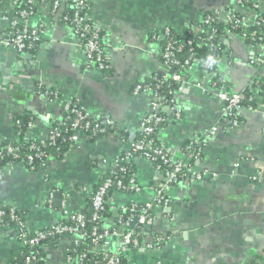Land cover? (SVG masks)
I'll return each instance as SVG.
<instances>
[{"label":"crops","instance_id":"obj_1","mask_svg":"<svg viewBox=\"0 0 264 264\" xmlns=\"http://www.w3.org/2000/svg\"><path fill=\"white\" fill-rule=\"evenodd\" d=\"M19 1L0 0V37L17 20L37 30L41 42L31 53L0 45V142L17 141L16 115L31 121L27 140L45 141L53 124L63 120V101L77 100L87 113L107 116L114 126L94 140L78 132L61 159H48L36 171L0 161V208L22 211L31 234L68 214L88 211L91 193L139 140V125L150 112L153 96L133 94L132 89L168 73L155 36L168 28L178 38L190 39L191 27L207 12H217L223 21L230 12L238 13L247 24L264 17V0H253L258 9L245 7L241 0H91L89 21L102 34L108 58V70L99 71L63 21L72 0H57L60 7L55 12L50 3H36L33 14L23 19L15 13ZM224 47L212 75L194 64L179 76L174 97L181 118L170 115L157 137L165 151L179 159L187 141L217 126V133L205 140L202 158L192 166L211 175L171 187L169 208H152V221L140 224L134 219L143 226L142 241L158 236L167 240L152 249H123L126 264H264V180H253L264 161V41L255 47L232 35ZM216 75L226 91L251 95L255 103L252 110H237V129L229 130L220 118L224 105L217 99V89L209 86ZM43 88L57 91L61 100L48 99ZM130 161L140 191L111 193L103 222L109 231L131 230L118 226L120 214L131 204H153L154 188L162 181L143 158ZM55 191L62 193L61 207L54 204ZM16 237L14 227H0V264H8L20 249ZM70 243V238L62 237L49 245L43 264H63ZM107 250L120 252L121 238L109 236Z\"/></svg>","mask_w":264,"mask_h":264},{"label":"built area","instance_id":"obj_2","mask_svg":"<svg viewBox=\"0 0 264 264\" xmlns=\"http://www.w3.org/2000/svg\"><path fill=\"white\" fill-rule=\"evenodd\" d=\"M244 2H251L253 9H258V4L253 0H241ZM36 3H50L53 12L57 11L60 7V3L57 0H27L29 6H34ZM91 4V0H72V17L69 19L65 17L64 20L69 23L70 27L74 31L75 35L78 38H83L86 34L90 33V39L85 43L80 44L87 54L89 60L92 64L96 65V69L103 71L108 66V58L104 53V49L100 47L98 42V35L96 32H92L89 26V17L88 10ZM87 8L86 13H83ZM33 14L31 8L29 12L22 11L20 16H28ZM233 20L237 25L245 24L247 25V20L245 18L236 20L234 18V13L230 12L227 16L226 21ZM212 21V18L207 16L204 22L207 24ZM259 22H255L258 24ZM17 20L11 22V28L15 25H18ZM91 31V32H90ZM201 32V28L195 29L193 32V37L191 40H196L199 44L200 40L197 37V33ZM169 29L166 28L159 36H155L157 42H165V51L163 52L164 66H177L179 62L174 57V44L175 42L169 41ZM255 35V33H253ZM188 40V44L191 43V40ZM210 36L207 40H211ZM41 41L39 37V32L37 30L29 29L26 26H23L22 32L10 36L5 34L0 37V45L6 49L15 50L18 53H26L27 50H30L33 47V43L36 41ZM262 40V38H261ZM180 48H178L179 50ZM185 60L184 65L187 70L190 69L194 64H198L197 60L192 59ZM208 59L205 62L207 66ZM165 78V76L163 77ZM174 82H178L180 77L174 75L171 77ZM218 82L222 84L221 80L218 79ZM209 86L211 88L217 89V99L224 105L220 114V118L224 122L226 128L229 130L237 129L240 126V118L237 115V110L242 108L241 103L247 99L246 96L228 92L224 89L223 86L217 87V82L210 81ZM176 90H179L178 88ZM176 90H172L171 95L173 99L171 100L172 106H167L166 102L163 101L161 97L149 86H142L140 84L134 85L132 89L133 94L141 93H151L153 96V101L151 103L150 112L142 119L139 125V133L141 134L142 139L137 142L130 149V153L126 154V159L131 160L133 158V153H139L138 157L143 158L148 163H150L154 170L162 177V181L157 184L154 188L156 194V199L153 204L145 205L142 208L138 209L136 204L129 205L130 217L132 220H137V223L146 224L152 221L150 211L154 207L167 210L170 206V199L168 198V192L170 188L180 182V179L183 181H189L191 183L202 180L206 176H210L211 173L206 170H197L190 165L191 160H198L202 155L204 150L205 140L212 138L218 130L217 126L211 127L209 130L205 131L202 135L194 136L191 141L192 144L188 146V150L183 152L182 157L175 159L173 157H167L164 151L158 147H154L152 141L149 139V136L154 132L155 128L163 123L165 119L159 115L163 109L168 108L170 111L171 118L180 119L181 112L176 107L174 93ZM204 91L207 92V88L204 87ZM56 96V94H53ZM252 100V98H249ZM57 100V98H55ZM71 101L65 102L62 106L63 111L72 112L75 114L76 118L73 122V131L74 135L71 137V140L75 141L76 134L78 132H86L87 128H92L94 133H105V128L102 126L103 123L100 122L99 118H95L93 122H89L86 118L91 117L82 107L79 110L76 106L70 104ZM248 110L254 109V107H247ZM167 121V120H166ZM92 124V126H91ZM106 125L113 124L111 120L105 122ZM32 124L28 125L27 131L30 130ZM85 134V133H84ZM61 137V133L57 130H52L48 133L45 142L42 143L43 146H53L57 140ZM24 140L29 143L28 149L31 152L24 161L19 164H23L26 168L31 171H35V160H41L45 157L44 160H41V167L44 166L45 162L50 159L46 154L41 150V147L30 140H27L24 137ZM7 143V142H6ZM192 147V148H190ZM20 154V149L18 147L5 145L0 147V161L3 160L7 155L18 157ZM124 160L121 156L114 162L113 168H120V163ZM121 172H124V168H120ZM213 177L215 175H212ZM254 181L264 180V161L260 164L259 169L257 170L256 175L253 177ZM112 186L119 192L131 193L140 191V186L136 181V178H131L127 184L117 178V176L112 172L107 178H105L91 193L90 195V219L89 221L94 222L96 225L93 227L90 233V251L91 252H100L103 255V260L100 264H123L122 259L123 249L131 250L138 247L144 249H152L155 246L161 245L164 243L167 238L164 236L155 237L152 242H144L142 238L140 239L134 230H124L122 232H117V230H107L104 228L103 222L104 212L108 208V193ZM14 208L10 210H5L0 208V227L5 223V216L7 215L10 221L15 223L16 229V238L20 244L21 248L33 249L35 245L39 244L41 241L45 240L48 235H57L59 239L62 237H68L71 239V245L77 247L82 244L86 238L87 233L83 231V228L87 224L88 220L84 217L81 212L68 214L60 222L51 226L53 231L45 232L39 231L36 232L33 237L30 236V232L27 229L26 224L23 222L24 217L15 214ZM127 208L124 209L126 212ZM122 214H120L119 224L122 225ZM101 224L102 231L98 230L97 225ZM115 236L121 238V251L117 253H110L107 250L108 247V237ZM75 252V251H74ZM84 255H80L77 258L76 262H73L72 257L68 254V249L66 248L63 254V264H81V260ZM40 258H37L35 255L26 254L24 256L23 264H36Z\"/></svg>","mask_w":264,"mask_h":264},{"label":"trees","instance_id":"obj_3","mask_svg":"<svg viewBox=\"0 0 264 264\" xmlns=\"http://www.w3.org/2000/svg\"><path fill=\"white\" fill-rule=\"evenodd\" d=\"M251 2H244L243 5L249 9H251ZM30 8L32 10V12L35 11L34 6H29L27 4V0H20L15 7V13L18 17H21L20 19H23L22 16H20V13L22 11L25 12H29ZM87 8L84 10L83 13H86ZM256 11V10H255ZM72 7L71 10L69 12H67L66 14H64V18L68 17L69 19L72 17ZM207 16L212 18V21L209 23H205L204 20L207 18ZM234 18L236 20L238 19H242L245 18L243 15L238 14V13H234ZM63 21L65 23H67L69 25L68 22H66L64 19ZM255 22H259L258 24H255ZM89 26H90V30L92 32H96V34L98 35V42L101 48H103V41H102V34L98 31H96L94 29V27L92 26L91 22L89 21ZM70 26V25H69ZM192 28V34L194 32L195 29L201 28V32L197 33V37L199 38L198 40H200L199 44L196 42V40H191V43L188 44V40L189 39H181L178 38L170 29V35H169V41L170 42H175L174 44V57L175 59L179 62V64L176 66H165L167 69V75H156L151 77L149 80H147L146 82H142V83H137L140 84L142 86H149L151 87L159 97H161L163 99V101L166 102L167 106L171 107L172 103L171 100L173 99V96L171 95L172 90H176L179 87V83L178 82H174L172 80V76L174 75H178L181 76L185 71H186V66L184 65L185 60L191 58L194 60H197L199 66L201 67V69H203V71H206L208 74H213L216 70H215V63H216V58L220 57L222 55L223 50L225 49L224 47V40L229 39L230 36L232 35H239L242 36L250 45L252 46H260L262 44V42L264 41V17L263 16H257L252 18V20L250 21V23H248L247 25L242 24V25H237L235 23V21L233 20H228V21H223L220 19L219 15L217 12H207L204 15L203 21L198 24V25H194L191 27ZM23 30V25L18 24L15 25L13 28H10L8 31V34L10 36L17 34L19 32H22ZM90 31V32H91ZM253 33H255V35H253ZM210 36H212L211 40H207ZM193 37V35L191 36ZM262 38V40H261ZM79 41L82 44H85L89 39H90V33L86 34L83 38H78ZM40 40L36 41L33 43V47L30 50H27V53H31L33 52L40 44ZM165 42H160V60L161 62L164 64V58H163V52L165 51ZM178 48H180L178 50ZM211 56L213 58V60L215 61L214 63L208 64L207 66L205 65L206 60L208 59V57ZM94 65V64H93ZM95 68L97 67L96 65H94ZM108 70V66L103 70V71H107ZM212 81L217 82V87L223 86V84L218 82V76H214L212 78ZM224 87V86H223ZM43 93L45 94V96L50 99V100H55V98H57V100H61V96L60 94L55 91V90H51V89H42ZM53 94H56V96H54ZM247 99L245 101H243L241 103L242 107H255V103L252 100H250L249 98H251V95H247L246 94ZM65 104V102L63 101L62 106ZM71 105L76 106L79 110H81L82 106L81 104L77 101V100H72L70 102ZM164 110V109H163ZM163 110H161L160 112L157 113V115L163 117L165 119V121L161 124H159L154 132L149 136V139L152 141V144L154 147H158L160 149H162L164 151V153L167 155V157H171L163 148V146L159 143L157 137H158V132L165 126V124L167 123L166 120H168L169 116H170V112L169 115L165 112H163ZM63 120L60 122H55L53 124V126L49 129V132L52 130H57L58 132L61 133V137L57 140V142L55 143V145L53 146H43L42 143L45 141H42L40 139H31L30 141L39 145L41 147V150L46 154L47 157H50V159H61L64 155V153L66 151H68L70 149V147L73 145V141L71 140V137L74 135V131H73V122L76 118L75 114L72 112H65L63 111ZM95 119L94 116L91 115V117L86 118L87 121L89 122H93ZM100 122L103 123V127L105 128V133H94L92 128H87L85 135H87L90 139H96L106 133H109L111 131L114 130V126L113 124L111 125H106L105 122L107 120H110L109 117L107 116H102L99 118ZM31 123V121L29 120L28 117L26 116H22V115H16L14 117V126H15V130H16V137H17V141L10 143L11 146L14 147H18L20 149V154L18 157H13V156H9L7 155L3 160H1L2 162L5 163H9V164H18L22 161H24L26 159V157L31 153L28 149L29 143L26 142L24 140V137L26 135L27 128L28 125ZM92 126V124H91ZM48 132V133H49ZM48 135V134H47ZM142 139L141 134L139 137L140 141ZM46 140V139H45ZM137 141V142H138ZM136 142V144H137ZM135 144V145H136ZM192 144V141L189 140L186 142L182 153L186 152L188 150V146H190ZM5 145H9V143H3L0 142V147H4ZM192 148V147H190ZM130 150L125 151L121 157L124 158V160L119 164L120 168H124L125 171L121 172L120 168H112L110 170V172L102 179V181L107 178L109 176V174H111L112 172L117 176L118 179L122 180L124 182V184H127L129 182V180L131 178H135L134 175V165L132 164V162L130 160L126 159V154L130 153ZM134 156H139V153H133V157ZM202 158V155L199 157L198 160H200ZM45 157H43L41 160H44ZM35 160V171L41 169V160L38 159H34ZM197 160H191L190 161V165L193 166V164L196 162ZM183 181V179H180V182ZM173 187V186H172ZM116 192L118 191L115 186H112L109 190V193L107 195V197L109 198L112 192ZM90 202V201H89ZM90 207V205H89ZM143 206H139L137 205V208L140 209ZM12 207H5V210H10ZM129 206L127 207L126 212H124L122 214V225H118L119 227H125L126 229H133L135 231V233L137 234V236L141 239V235H142V229L143 226L142 225H136L135 221H131L132 218L130 217V211H129ZM15 214L19 215V216H23L22 211L17 210V209H13ZM84 217L86 218V220H88L87 224L85 225V227L83 228V231L87 233L86 238L84 240V242L82 244H80L79 246L75 247L73 245L70 244V246L67 247L68 249V254L71 255L73 262L77 261L78 256L80 255H84L83 259L81 260V264H100L103 260V255L100 252H91L90 251V233L93 229V227H95V223L89 221L90 219V210L86 211H82L81 212ZM151 214V211H150ZM107 215V211L104 212L103 217H105ZM23 222L25 223V220H23ZM4 226H12L15 227V223L10 221L9 217L6 215L5 216V223L2 225ZM98 230L102 231L103 229L101 228V224L97 225ZM45 232H51L53 231L52 228H47L45 230H42ZM35 234H30L31 237H33ZM59 239V236L57 235H48V237L41 241L39 244L35 245L33 249H26V248H21L19 249L17 252H15L12 255V258L9 260L8 264H23L24 262V256L26 254L29 255H35L37 258H40V260L37 261L36 264H43V260L46 257V253L45 250L49 245H53L57 240ZM75 251V252H74ZM122 263L126 264V259L123 258L122 259Z\"/></svg>","mask_w":264,"mask_h":264},{"label":"water","instance_id":"obj_4","mask_svg":"<svg viewBox=\"0 0 264 264\" xmlns=\"http://www.w3.org/2000/svg\"><path fill=\"white\" fill-rule=\"evenodd\" d=\"M26 57H29V56H26ZM61 196H62L61 191H55V192L52 194V198L54 199V204H55V206H57V207H61V202H62ZM135 221H136V220H135Z\"/></svg>","mask_w":264,"mask_h":264},{"label":"clouds","instance_id":"obj_5","mask_svg":"<svg viewBox=\"0 0 264 264\" xmlns=\"http://www.w3.org/2000/svg\"><path fill=\"white\" fill-rule=\"evenodd\" d=\"M215 61L213 60V58L211 56L208 57V63L211 64V63H214Z\"/></svg>","mask_w":264,"mask_h":264}]
</instances>
